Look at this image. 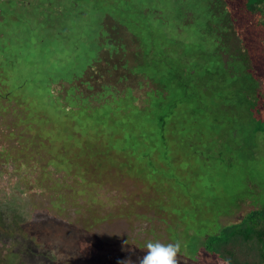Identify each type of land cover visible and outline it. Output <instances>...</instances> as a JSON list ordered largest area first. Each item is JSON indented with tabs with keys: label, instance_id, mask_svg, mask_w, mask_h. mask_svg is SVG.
Segmentation results:
<instances>
[{
	"label": "rangeland",
	"instance_id": "obj_1",
	"mask_svg": "<svg viewBox=\"0 0 264 264\" xmlns=\"http://www.w3.org/2000/svg\"><path fill=\"white\" fill-rule=\"evenodd\" d=\"M169 1L112 7L139 38L140 61L132 75L120 63L89 68L92 87L80 85L85 102L75 109L51 81L89 60L72 47L86 25L73 21L60 67L17 30L5 57L18 44L19 56L0 60V256L19 252L10 264L136 261L148 240H179V264H224L205 237L264 205V79L246 101L244 65L216 53L197 26L172 30ZM157 7L164 23L149 19ZM102 84L114 89L99 94ZM32 233L46 241H27Z\"/></svg>",
	"mask_w": 264,
	"mask_h": 264
},
{
	"label": "trees",
	"instance_id": "obj_2",
	"mask_svg": "<svg viewBox=\"0 0 264 264\" xmlns=\"http://www.w3.org/2000/svg\"><path fill=\"white\" fill-rule=\"evenodd\" d=\"M112 1L114 4L111 3ZM118 1L0 0V60L4 64L11 65L16 56H19V44L12 53L13 58L5 57V53L8 45L20 41V32L17 30L24 27L30 33V37L26 35L23 44L30 40L29 45H34V48L46 45L48 50L45 52L49 51L50 56L53 57L51 64L60 67L66 51L62 49L64 42L61 41L68 38V32L75 24L73 21L83 22V25H86L84 27L90 32L75 37L80 40H77V43L73 41L72 47H83L87 55L84 60L86 57H89V60L79 71L76 70L77 67H71L75 72H72L68 81L61 77L51 81L53 85L60 81L59 101L69 109L79 108L85 102L80 85L85 83V88L92 87L85 78L90 71L89 68L99 67V64L103 63L116 69L120 63V66L132 75L134 73H131L130 68L140 61L142 50L139 38L125 25L119 23V15H112L113 6L122 10L120 7L125 0H122L121 6H118ZM169 2L173 4V23H170L172 30L178 31L191 25L197 26L201 36L213 42V50L216 53L221 52L223 48L226 59L244 65L247 69L241 74L244 97L246 101L251 102L254 96L261 92L260 80L264 79V0H170ZM147 10L143 9V12ZM24 11H27L28 15H33L30 21ZM150 12L152 13L149 19L158 20L160 24L166 21L165 17L160 15L162 12L160 8H154ZM7 22L14 23L12 29H8ZM146 24H149V20H146ZM14 31L16 35L12 33ZM169 35L173 38V34ZM66 53L68 54L67 51ZM250 69H258V73H253L249 71ZM96 73L93 70L91 75ZM123 77L122 73L116 74L115 82L123 81ZM3 79L6 81L5 78ZM24 82L25 80L22 83ZM136 84L139 83L136 81ZM100 86L99 94L114 89L110 84ZM90 106L95 105L90 104ZM45 223L46 221L36 223L37 230L41 229V225L45 226ZM42 240H45L44 234L38 239L34 233L27 237V241L37 243ZM204 243L207 251L224 264L226 261H230V264H263L264 205L249 210L235 223L221 226L216 233L207 235ZM37 254L42 256L45 253ZM18 257L17 251L8 252L5 258L0 256V264H10Z\"/></svg>",
	"mask_w": 264,
	"mask_h": 264
},
{
	"label": "clouds",
	"instance_id": "obj_3",
	"mask_svg": "<svg viewBox=\"0 0 264 264\" xmlns=\"http://www.w3.org/2000/svg\"><path fill=\"white\" fill-rule=\"evenodd\" d=\"M181 249V242L163 243L159 240H148L144 244L143 255L136 261L130 258H124L118 261V264H179L178 254ZM230 264V261H226Z\"/></svg>",
	"mask_w": 264,
	"mask_h": 264
},
{
	"label": "built area",
	"instance_id": "obj_4",
	"mask_svg": "<svg viewBox=\"0 0 264 264\" xmlns=\"http://www.w3.org/2000/svg\"><path fill=\"white\" fill-rule=\"evenodd\" d=\"M263 264H264V262H263Z\"/></svg>",
	"mask_w": 264,
	"mask_h": 264
}]
</instances>
